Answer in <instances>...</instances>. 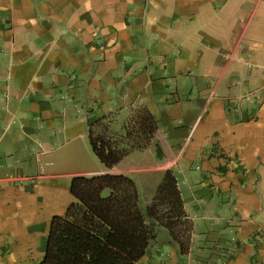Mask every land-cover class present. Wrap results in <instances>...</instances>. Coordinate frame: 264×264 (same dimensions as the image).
<instances>
[{"label": "crops", "instance_id": "0c3cea01", "mask_svg": "<svg viewBox=\"0 0 264 264\" xmlns=\"http://www.w3.org/2000/svg\"><path fill=\"white\" fill-rule=\"evenodd\" d=\"M138 106L169 164L59 172L93 165L89 118L115 115L118 130ZM39 162L36 183L0 182V264L41 260L71 178L122 174L139 198L132 175H158L156 189L167 169L189 251L167 235L137 264H264V0H0V175Z\"/></svg>", "mask_w": 264, "mask_h": 264}, {"label": "trees", "instance_id": "16d2710c", "mask_svg": "<svg viewBox=\"0 0 264 264\" xmlns=\"http://www.w3.org/2000/svg\"><path fill=\"white\" fill-rule=\"evenodd\" d=\"M115 122V115L86 122L90 151L104 169L122 162L140 169L169 164L165 146L157 138V123L144 106L131 109L118 130ZM69 192L74 201L64 214L50 219L37 264H137L160 229L166 230L180 256L188 253L192 222L171 170L164 171L144 208L139 206L134 182L122 174L75 176Z\"/></svg>", "mask_w": 264, "mask_h": 264}, {"label": "rangeland", "instance_id": "374dc122", "mask_svg": "<svg viewBox=\"0 0 264 264\" xmlns=\"http://www.w3.org/2000/svg\"><path fill=\"white\" fill-rule=\"evenodd\" d=\"M245 103L246 102H244L243 104H240V105H244ZM83 155H85V157H86V155H88L90 161H92L91 164H93V165L90 166L87 162L88 159L84 158V161L81 165L77 164V166H74V168H77V169H73L70 171L60 170L59 172L60 173H65V172L87 173V172H90L91 170L103 169V167L100 165V163L93 157V154H92V152H90L88 144H85ZM132 177L135 178L138 182V185H137V188L139 190V198H138L139 201H138V203H139V206L143 208V204L145 202H150V200H151V198L155 192V189H154V187H152L151 182H154V180L158 177V175L144 174V175H140V176L132 175ZM156 233H157L156 234L157 243H159V245L163 244V242L166 240L167 235H168L166 230L161 229L160 231H157Z\"/></svg>", "mask_w": 264, "mask_h": 264}, {"label": "built area", "instance_id": "2783aa9c", "mask_svg": "<svg viewBox=\"0 0 264 264\" xmlns=\"http://www.w3.org/2000/svg\"><path fill=\"white\" fill-rule=\"evenodd\" d=\"M254 97V93H247L245 96L241 97L238 101L239 105L244 102H248L250 99ZM51 166L50 162H39L37 165V170L34 175H21V174H5L0 175V182H9L12 183L16 187H22L26 184H34L37 181L44 178L46 173V168ZM6 168L11 167V165L5 166ZM2 168V166H0Z\"/></svg>", "mask_w": 264, "mask_h": 264}]
</instances>
